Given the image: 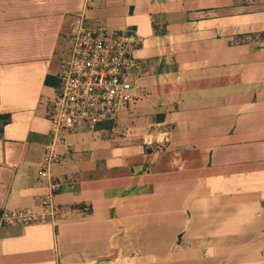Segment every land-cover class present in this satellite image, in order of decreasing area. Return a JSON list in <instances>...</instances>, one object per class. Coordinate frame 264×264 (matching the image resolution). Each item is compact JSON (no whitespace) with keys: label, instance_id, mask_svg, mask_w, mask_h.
I'll list each match as a JSON object with an SVG mask.
<instances>
[{"label":"crops","instance_id":"1","mask_svg":"<svg viewBox=\"0 0 264 264\" xmlns=\"http://www.w3.org/2000/svg\"><path fill=\"white\" fill-rule=\"evenodd\" d=\"M81 23L134 32L148 73L40 178ZM50 183L54 216L1 222ZM0 264H264V0H0Z\"/></svg>","mask_w":264,"mask_h":264},{"label":"built area","instance_id":"2","mask_svg":"<svg viewBox=\"0 0 264 264\" xmlns=\"http://www.w3.org/2000/svg\"><path fill=\"white\" fill-rule=\"evenodd\" d=\"M70 53L58 72L59 83L50 101L49 141L39 169L40 178H49L52 167L59 164L65 145L63 132L82 124L89 129L103 121L115 119L137 99V80L148 72L134 50L138 36L128 30L89 27L79 24L70 33ZM35 207L7 210L1 222L8 225H29L54 216L58 207L53 202L54 185Z\"/></svg>","mask_w":264,"mask_h":264},{"label":"trees","instance_id":"3","mask_svg":"<svg viewBox=\"0 0 264 264\" xmlns=\"http://www.w3.org/2000/svg\"><path fill=\"white\" fill-rule=\"evenodd\" d=\"M46 82H47V79H46ZM58 83H59V80L57 78V81L55 82V85H58Z\"/></svg>","mask_w":264,"mask_h":264}]
</instances>
